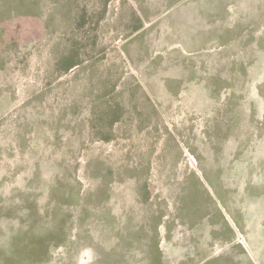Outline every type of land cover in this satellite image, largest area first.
Masks as SVG:
<instances>
[{"label": "rangeland", "instance_id": "rangeland-1", "mask_svg": "<svg viewBox=\"0 0 264 264\" xmlns=\"http://www.w3.org/2000/svg\"><path fill=\"white\" fill-rule=\"evenodd\" d=\"M0 264H264V0H0Z\"/></svg>", "mask_w": 264, "mask_h": 264}, {"label": "trees", "instance_id": "trees-1", "mask_svg": "<svg viewBox=\"0 0 264 264\" xmlns=\"http://www.w3.org/2000/svg\"><path fill=\"white\" fill-rule=\"evenodd\" d=\"M72 67V66H71ZM70 68V67H69Z\"/></svg>", "mask_w": 264, "mask_h": 264}]
</instances>
